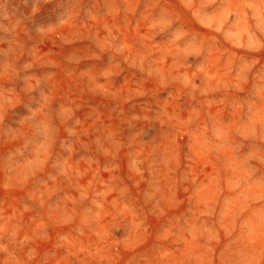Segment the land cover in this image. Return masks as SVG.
<instances>
[{"label":"rangeland","instance_id":"374dc122","mask_svg":"<svg viewBox=\"0 0 264 264\" xmlns=\"http://www.w3.org/2000/svg\"><path fill=\"white\" fill-rule=\"evenodd\" d=\"M0 264H264V0H0Z\"/></svg>","mask_w":264,"mask_h":264}]
</instances>
